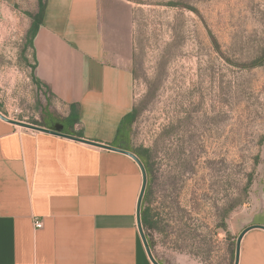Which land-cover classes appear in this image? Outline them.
<instances>
[{"label":"rangeland","instance_id":"374dc122","mask_svg":"<svg viewBox=\"0 0 264 264\" xmlns=\"http://www.w3.org/2000/svg\"><path fill=\"white\" fill-rule=\"evenodd\" d=\"M44 4V0H42ZM133 153L157 169L147 226L165 264H234L240 233L264 214V0H129ZM39 0L0 5V112L60 118L29 46Z\"/></svg>","mask_w":264,"mask_h":264},{"label":"crops","instance_id":"0c3cea01","mask_svg":"<svg viewBox=\"0 0 264 264\" xmlns=\"http://www.w3.org/2000/svg\"><path fill=\"white\" fill-rule=\"evenodd\" d=\"M33 44L60 118L32 125L133 153L121 135L136 104L129 0H44ZM141 186L125 154L0 118V264H153L137 228ZM239 264H264V230L245 234Z\"/></svg>","mask_w":264,"mask_h":264},{"label":"water","instance_id":"95a60500","mask_svg":"<svg viewBox=\"0 0 264 264\" xmlns=\"http://www.w3.org/2000/svg\"><path fill=\"white\" fill-rule=\"evenodd\" d=\"M0 118L4 121L8 122V123L17 125L18 127H22V128H26V129H30V130H34V131L44 132V133L53 134V135L60 136V137L73 139V140L80 141V142H83L86 144H90L92 146H96V147L103 148L106 150L116 151V152H119V153H122V154H125V155L131 157L139 166V168L141 170V174H142V186H141V190L139 193V197H138V201H137V208H136L137 228H138L139 234L141 236V239L143 241L146 252H147L151 262L153 264H160L153 256V253H152L151 248L149 246V242H148V239H147L146 234L144 232V228H143V224H142V205H143L144 196L146 193L148 181H147V173H146L145 166L136 154L129 152L127 150H124L122 148H119V147H113V146H109V145L99 144L96 142L82 140L79 138H75V137L60 133L58 131L42 128V127L35 126V125L25 123V122H21V121L11 120L8 117L4 116L1 112H0ZM253 229L264 230V214L256 215L254 221L250 225H248L238 236L237 244H236V253H235L234 264H239L240 247H241V241H242L243 237L245 236L246 233H248L249 231H251Z\"/></svg>","mask_w":264,"mask_h":264},{"label":"flooded vegetation","instance_id":"af4514ba","mask_svg":"<svg viewBox=\"0 0 264 264\" xmlns=\"http://www.w3.org/2000/svg\"><path fill=\"white\" fill-rule=\"evenodd\" d=\"M145 169H146V173H147V181L148 182H147V189H146L144 199L146 200V203H147V202H149V200H151L152 195H153V184L157 182V179H156L157 169L155 168V165L153 163L150 150L146 151ZM146 210H147L148 220H151L152 217L149 213L148 208H146Z\"/></svg>","mask_w":264,"mask_h":264},{"label":"trees","instance_id":"16d2710c","mask_svg":"<svg viewBox=\"0 0 264 264\" xmlns=\"http://www.w3.org/2000/svg\"><path fill=\"white\" fill-rule=\"evenodd\" d=\"M39 1H40V7L43 9L44 4H43L42 0H39ZM39 24L40 23L32 24V27L30 28L29 33H28L29 34L28 35V37H29V46L32 48V50H34V44L33 43H34V38H35V36L37 34V31H38V28H39ZM34 59L36 61L35 54H34ZM133 119H134V111L124 118L122 124H124L125 122H128L130 120H133ZM135 154L140 158V160L142 161V163L145 166V160H144L143 155L139 154V153H135ZM142 224H143L144 228H146L148 226V224H149V220H148V217H147V210L146 209L142 210Z\"/></svg>","mask_w":264,"mask_h":264},{"label":"built area","instance_id":"2783aa9c","mask_svg":"<svg viewBox=\"0 0 264 264\" xmlns=\"http://www.w3.org/2000/svg\"><path fill=\"white\" fill-rule=\"evenodd\" d=\"M42 226H43L42 221L35 220V227H36V229H41Z\"/></svg>","mask_w":264,"mask_h":264}]
</instances>
